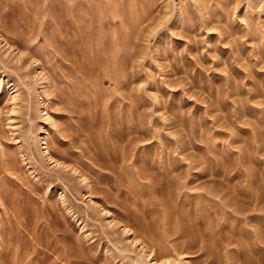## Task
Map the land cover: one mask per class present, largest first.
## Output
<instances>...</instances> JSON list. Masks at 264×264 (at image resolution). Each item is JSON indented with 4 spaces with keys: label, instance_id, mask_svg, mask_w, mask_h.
I'll return each instance as SVG.
<instances>
[{
    "label": "rangeland",
    "instance_id": "374dc122",
    "mask_svg": "<svg viewBox=\"0 0 264 264\" xmlns=\"http://www.w3.org/2000/svg\"><path fill=\"white\" fill-rule=\"evenodd\" d=\"M0 264H264V0H0Z\"/></svg>",
    "mask_w": 264,
    "mask_h": 264
}]
</instances>
